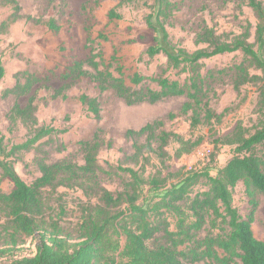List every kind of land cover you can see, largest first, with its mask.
<instances>
[{
  "label": "trees",
  "instance_id": "16d2710c",
  "mask_svg": "<svg viewBox=\"0 0 264 264\" xmlns=\"http://www.w3.org/2000/svg\"><path fill=\"white\" fill-rule=\"evenodd\" d=\"M11 4L14 12L11 17L19 18L20 6L16 0H0ZM131 1V0H126ZM252 9L257 23L253 42L251 30L247 26L243 32H221L204 25L196 34L197 48L189 51L172 42L165 21L171 16L177 4L172 0H154L153 11L146 16L147 26L153 31L152 45L145 53L149 57L162 54L168 68L185 73V78L172 79L165 70L156 77L133 72L126 84L123 67L114 51L109 62L100 48L93 44L97 39L107 40L99 33L96 38L87 37L89 54L84 60H76L61 73L63 79L90 75L96 82L99 92L112 89L125 103H155L167 97L184 96L186 101L180 111L189 113V126L192 130L200 125L220 123L226 109L216 112L209 105L207 75L201 72V60L216 55L239 51L244 60L229 68L219 69L218 73H231L232 85L239 90L243 85L259 84L257 94V124L249 132L241 122L225 135L214 139L218 144L233 146V156L215 175L209 168L189 169L181 172H168L162 176L161 170L145 175L144 166L149 162V153H155L160 164L172 157H180L191 152L202 141V137H185L182 134L161 129L163 120L154 119L138 129H127L126 137L136 139L144 136L145 141L133 143L131 158L142 161L140 169L117 165L116 169L128 174L125 187L112 192L102 186L97 153L101 146L98 134L91 140L80 141L84 151L83 164L61 160L47 162L36 158L40 175L27 184L16 172L11 157L30 151L45 137L65 133V128H55L51 124H38L35 96H29L22 106L14 102L8 114L11 125L21 123L30 126V134L19 143L6 144L0 132V183L9 178L13 188L4 192L0 188V212L7 220L2 223L0 236L4 233L5 243H0V257L16 250L29 237L37 238L36 251L31 256H18L0 264H186L204 261L205 264H264V240L255 236L252 223L258 206L257 194L264 196V4L261 0H246ZM109 19L120 17L113 9ZM27 20H34L28 15ZM48 25L57 30L50 21ZM99 46V45H98ZM247 62V63H246ZM115 64L114 71L109 67ZM90 67L89 73L84 67ZM250 68L255 70L251 72ZM5 68L0 63V79ZM48 76L37 77L23 70L15 75V82L3 91V96L16 98L27 95L34 85L46 84ZM155 82L158 88L136 89L143 82ZM64 86L56 89L53 97L63 94ZM95 119L100 117L98 101L95 97L81 94L79 97ZM174 114L167 115L169 119ZM153 141L157 146L153 148ZM170 144H176L173 153L168 151ZM58 147L63 148L62 143ZM173 178L169 183L168 179ZM242 182L248 196L249 210L240 214L233 204V190ZM198 184L203 189L194 192ZM77 187L89 198L82 203L81 219L76 236H72L59 222L60 211L47 215V205L43 191L47 187ZM194 192V193H193ZM96 198L91 202L90 198ZM61 212L64 211L61 209ZM161 234L163 242L150 241ZM7 247H2L3 245Z\"/></svg>",
  "mask_w": 264,
  "mask_h": 264
},
{
  "label": "rangeland",
  "instance_id": "374dc122",
  "mask_svg": "<svg viewBox=\"0 0 264 264\" xmlns=\"http://www.w3.org/2000/svg\"><path fill=\"white\" fill-rule=\"evenodd\" d=\"M20 6L19 18L11 17L14 12L11 4L0 1V63L5 68V75L0 79V132L6 144L23 141L32 128L21 123L11 125L8 114L13 103L22 106L29 96H35L37 125L51 124L55 128H65V133L45 137L33 149L11 157L17 174L31 184L39 175L35 159L44 158L47 162L61 160L83 164L84 151L80 141L91 140L95 133L101 146L97 153L99 164L104 171L100 173L102 186L112 192H118L129 180L127 173L118 171L117 165L140 169L142 161L135 162L131 156L136 141L142 144L144 136L131 139L126 137L127 129H138L154 119L163 120L161 129L172 130L185 137H202V141L191 152L180 157H172L163 167L155 153H149V162L144 166L145 175L155 174L161 170L162 176L168 172L202 170L209 168L215 175L234 154L233 146L218 144L214 139L230 132L237 122L252 132L257 124V94L259 84L248 83L238 91L233 88L231 73H218L219 69L229 68L244 60L239 51L213 56L201 60V72L207 75L205 82L209 105L216 112L226 109L220 123L200 125L192 130L189 126V113L180 109L186 101L184 96L167 97L155 103L140 102L129 105L112 89L99 92L96 82L90 75L63 79L61 73L76 60H84L90 51L87 37L96 38L99 33L107 40L97 39L93 44L102 50L106 62L115 51L119 65L123 67L126 84L133 72L156 77L164 73L172 79L183 80L185 73L168 68L166 58L159 54L149 57L146 48L154 43L153 31L147 26L146 16L153 11L154 0H16ZM177 4L171 16L165 21L172 42L192 51L197 48L194 43L196 34L204 25L213 27L217 33H241L249 26L250 41L253 42L257 19L246 0H172ZM264 4V0H261ZM113 9L120 17L109 19L108 12ZM30 15L34 20H27ZM52 21L58 29L53 30L48 23ZM99 45V46H98ZM247 63V62H246ZM115 64L110 69H114ZM89 73L93 70L85 66ZM26 70L37 77L48 76L46 84L34 85L27 94L16 98L10 94L3 96V91L15 82V75ZM251 72H255L250 68ZM116 75V71H114ZM64 86L62 95L53 97L56 89ZM136 89L158 88L153 81H146ZM86 94L95 97L100 109L99 119H95L79 97ZM174 114L169 119L168 114ZM62 143L63 148L58 147ZM157 146L153 141V148ZM176 144H170L168 151L174 152ZM1 174V169H0ZM173 178H169L171 182ZM0 188L9 192L13 183L9 178H2ZM202 184L194 187V192L203 189ZM193 192V193H194ZM46 202V214L60 211L59 222L72 236L77 235L81 219L82 203L89 201L83 192L75 187H47L43 191ZM258 206L254 214L252 229L255 236L264 240V196L257 194ZM95 202L96 198H90ZM233 204L240 214L249 210L248 196L242 182L233 190ZM61 209L64 213L61 212ZM57 217V215H54ZM7 220L0 212V225ZM1 231V226H0ZM5 235L0 236V243H5ZM37 238L29 237L25 243L16 246V250L6 252L0 257V263L12 257L31 256L36 251ZM163 242L157 234L150 244ZM2 247H7L3 245ZM186 264H205L204 261Z\"/></svg>",
  "mask_w": 264,
  "mask_h": 264
}]
</instances>
